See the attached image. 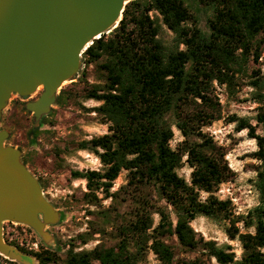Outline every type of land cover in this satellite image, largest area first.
<instances>
[{"label":"trees","instance_id":"trees-1","mask_svg":"<svg viewBox=\"0 0 264 264\" xmlns=\"http://www.w3.org/2000/svg\"><path fill=\"white\" fill-rule=\"evenodd\" d=\"M211 9L207 17L208 32L197 25L192 10L185 0H130L124 6L118 25L106 35L103 33L89 44L82 55L86 62H95L104 79L103 84L92 83L85 91L86 98L102 100L95 107L108 131L88 140L78 142L81 149L96 152L104 164V171H72L74 177L85 178L89 201L97 200L96 191L104 197L112 196L109 188L121 169L128 171L130 183H149L156 186L158 194L171 204L176 218L159 209L160 219L154 232L176 235L186 247H195L198 239L190 225L197 215L228 218L226 232L230 239L241 242L242 255L205 241L204 248L219 264H264V135L256 131L257 124H264V107L259 108L253 124L247 117L230 115L235 129H246L254 138L256 149L252 156L259 161L253 180L259 195V203L245 215L233 219L229 213V199L213 194L232 171L223 153L219 152L211 136L199 131L195 122L209 124L214 118L215 102L208 95L212 81L227 85L236 84V74L246 69L249 61L264 64V0H197ZM155 11V17L150 11ZM160 16L162 22L176 35L184 48H167L158 37ZM192 21L189 26L185 22ZM262 57L261 60L259 58ZM251 84L255 88L254 99L264 103V74L260 66L252 68ZM64 89L58 93L60 102ZM200 98L205 107L186 111L188 101ZM173 112L175 124L184 137L176 148L169 140L173 131L165 115ZM37 134V130L33 132ZM191 134L199 136V142H189ZM101 149L99 151L98 149ZM192 167L190 180L177 173L182 155ZM25 161V160H24ZM208 192L201 199L199 191ZM145 210V209H144ZM125 230L134 227L138 247L130 252L125 234L117 247L95 246L91 250L74 251L71 243L64 257L56 251L42 249L33 254L38 264H139V255L151 249L158 264H199L195 260L174 261L171 247L154 236L147 245V229L152 225L150 212L144 213ZM243 220L245 226H253L254 232H239L234 225ZM81 236V235H80ZM127 236V233H126ZM146 246V247H143Z\"/></svg>","mask_w":264,"mask_h":264},{"label":"rangeland","instance_id":"rangeland-1","mask_svg":"<svg viewBox=\"0 0 264 264\" xmlns=\"http://www.w3.org/2000/svg\"><path fill=\"white\" fill-rule=\"evenodd\" d=\"M185 1L192 10L196 25L202 31L208 32L207 17L211 14V9L197 0ZM150 14L155 17L156 12L152 10ZM157 21L158 37L167 48H174L176 45L178 48L185 47L182 42H177L175 33L162 22L160 16ZM185 23L193 25L190 20ZM114 28H110L105 34H110ZM262 54L264 55V49ZM80 58L82 64L78 71L59 89V92L61 89L65 91L63 99L60 102L57 99L51 105L50 111L38 122H35L32 113L25 109L24 103L37 97L39 89L30 96L12 94L2 111L0 129L8 131L4 144L21 150V159L25 160L27 168L38 179L43 195L61 214L56 223L47 226L52 234L50 243H45L27 225V233L31 235V240L37 241L39 249L29 251L15 244L14 246L35 257L37 264L38 259L33 254L42 249L56 251L64 257L71 243L74 244V251L91 250L95 246L117 247L124 234L129 241L130 252L136 251L138 245L134 227L130 226L129 230L124 228L127 224H133L140 216V211L145 209L144 213L150 212L152 217V225L147 229V245L152 242L154 236L162 239L171 247L174 261L195 260L199 264H219L204 248L205 241H213L224 250L233 252L235 259H240L241 242L237 237L230 239L226 232L227 226L230 225L228 218L197 215L192 219L190 225L195 231V238L199 241L195 247L182 245L173 233L154 232L152 229L160 219L158 210H165L173 221L176 218L175 211L172 205L158 194L156 186L151 182L130 183L126 169H121L113 180L109 188L112 196L104 197V192L98 190L95 192L97 200L89 201L85 198L84 193L88 191L85 178L74 177L71 172L93 169L102 172L105 166L96 152L81 149L77 144L106 133L109 122H104L95 109L102 100L85 97V91L92 83L103 84V74L95 62H86L82 54ZM261 59L262 57L259 58ZM258 66L260 75L264 74V64L249 61L246 69L236 74V84H220L214 79L208 95L215 102L213 113L216 118L209 124L199 122L194 124L200 126L199 131L211 136L215 147L223 153L232 171V174L217 186L213 194L220 199H229V213L233 219L245 215L260 202L253 182L259 165V161L251 154L256 149L255 139L247 135L246 129L236 130L235 121L228 120V117L234 114L247 117L253 124L257 123L255 116L259 108L264 107V103L254 99L255 88L251 84L253 79L251 75L252 68ZM185 107L190 113L203 108L211 110L205 107L200 98L188 101ZM165 117L173 131L169 144L176 148L184 137L175 124L173 112L167 113ZM36 130L35 135L33 132ZM256 131L264 135V124L258 123ZM187 140L199 142L200 138L196 134H191ZM98 150L101 151L100 148ZM185 159L186 153L182 155V164L176 170L189 181L192 167ZM199 194L203 200L208 192L200 190ZM234 225L238 227L239 232H254V227L245 226L243 220L236 221ZM261 250L264 252V246ZM139 257L141 258L139 264L159 263L151 249H147ZM94 263L97 264V261Z\"/></svg>","mask_w":264,"mask_h":264},{"label":"water","instance_id":"water-1","mask_svg":"<svg viewBox=\"0 0 264 264\" xmlns=\"http://www.w3.org/2000/svg\"><path fill=\"white\" fill-rule=\"evenodd\" d=\"M130 0H0V117L12 94L37 97L24 103L35 122L50 111L62 84L78 71L84 49L116 27ZM0 129V252L19 264L35 257L2 239L5 219L28 225L45 242L60 212L43 195L21 150L4 144Z\"/></svg>","mask_w":264,"mask_h":264},{"label":"built area","instance_id":"built-area-1","mask_svg":"<svg viewBox=\"0 0 264 264\" xmlns=\"http://www.w3.org/2000/svg\"><path fill=\"white\" fill-rule=\"evenodd\" d=\"M26 227L27 225L24 223L5 219L1 224L2 239L11 245L15 244L29 251H37L38 243L31 240V235L27 233ZM0 264H18V262L0 252ZM48 264L58 263L49 262Z\"/></svg>","mask_w":264,"mask_h":264}]
</instances>
